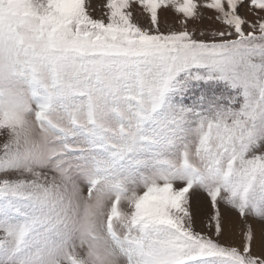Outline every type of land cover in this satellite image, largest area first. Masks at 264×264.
<instances>
[{
  "label": "snow or ice",
  "instance_id": "1",
  "mask_svg": "<svg viewBox=\"0 0 264 264\" xmlns=\"http://www.w3.org/2000/svg\"><path fill=\"white\" fill-rule=\"evenodd\" d=\"M0 264H264V0H0Z\"/></svg>",
  "mask_w": 264,
  "mask_h": 264
}]
</instances>
